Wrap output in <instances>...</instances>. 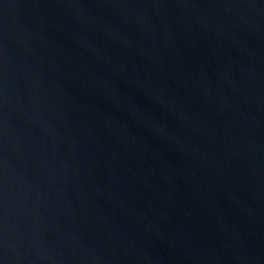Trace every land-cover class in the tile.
Instances as JSON below:
<instances>
[{"label": "water", "instance_id": "1", "mask_svg": "<svg viewBox=\"0 0 264 264\" xmlns=\"http://www.w3.org/2000/svg\"><path fill=\"white\" fill-rule=\"evenodd\" d=\"M0 264H264V0H0Z\"/></svg>", "mask_w": 264, "mask_h": 264}]
</instances>
